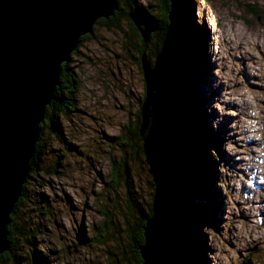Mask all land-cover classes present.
Returning <instances> with one entry per match:
<instances>
[{
    "label": "rangeland",
    "instance_id": "rangeland-1",
    "mask_svg": "<svg viewBox=\"0 0 264 264\" xmlns=\"http://www.w3.org/2000/svg\"><path fill=\"white\" fill-rule=\"evenodd\" d=\"M137 4L161 19L158 0ZM100 21L67 63L77 86L74 108L59 119L63 141L45 129L18 210L19 226L28 227L47 264H103L108 159L135 106L142 41L124 18ZM183 21L199 46L198 64L178 93L193 97L199 123L192 137L206 133L220 150L219 158L200 155L195 145L182 150L186 165L207 159L214 174L216 195L199 201L207 220L197 253L202 264H264V0H189ZM155 43L147 44L148 61ZM168 229L171 236V218ZM14 235L28 249L27 239Z\"/></svg>",
    "mask_w": 264,
    "mask_h": 264
},
{
    "label": "water",
    "instance_id": "water-1",
    "mask_svg": "<svg viewBox=\"0 0 264 264\" xmlns=\"http://www.w3.org/2000/svg\"><path fill=\"white\" fill-rule=\"evenodd\" d=\"M178 1L169 0L168 49L166 41H156V57L151 55L149 61L145 53L140 57L142 71L136 76L135 106H129L118 140L124 137L125 126L136 120L138 110L140 136L152 119L147 140L155 138L161 126L169 130L173 124L175 103L173 92L168 90L174 79L170 74L165 76L162 63L168 66L177 53ZM117 8L116 0H0V255L9 250L6 228L21 197L40 124L59 83L60 68L69 62L81 37L91 34L93 25L108 20ZM131 20L147 44L155 27L148 19ZM136 144V155L130 147L114 144L108 159L105 214L109 220L103 264H109L114 256L122 264H135L126 248V223L137 224L138 213H149L154 202L153 216L142 227L143 243L138 248L141 264H172L168 224L174 177L170 152L165 149L158 158L157 182L151 160L138 151L143 143ZM122 157L124 181L112 185L113 172L118 171Z\"/></svg>",
    "mask_w": 264,
    "mask_h": 264
},
{
    "label": "trees",
    "instance_id": "trees-1",
    "mask_svg": "<svg viewBox=\"0 0 264 264\" xmlns=\"http://www.w3.org/2000/svg\"><path fill=\"white\" fill-rule=\"evenodd\" d=\"M116 2L118 4L117 10H115L114 14L108 20H99L100 24L115 25L118 19L124 18L128 22V25L131 27V29L137 33V29L134 27L131 19L133 17L148 19L156 28V31L151 35L149 42L153 38L159 43H163L166 41V46L168 49L169 40L167 30V15L170 9L169 0H158V8L161 19H158L156 21L149 11L141 8V6L139 7V5L137 4V0H116ZM188 4L189 0L178 1L179 18L177 23V36L175 39L177 53L175 57L171 58V60L169 61L171 63H169L168 66L162 63L165 70V76H167V74H170L171 77L173 76L172 79H174V84H172L171 81V87L168 90L170 92H173V98L175 99L176 113L174 112L172 126L169 130H165L161 126V130H159L157 136L151 141L147 140V133L151 127L152 119L150 120L149 126L144 132L143 136H140L139 128L141 118L140 112L138 110L136 120L133 121V123L126 125V128H124L123 136L126 137V139L121 136V139H117V142H115V145L130 147L134 155L137 154V149L135 150L137 146L136 142H142L143 144L139 146L138 151L146 153L147 157L151 160L156 170L157 182L159 181L158 158L161 156L163 150L165 149L169 150L171 154V165L174 168V185L172 189V204L170 208L172 230L170 243L173 264H202L204 262V259L201 256L202 253H197L199 247L197 242L198 233L200 232L199 227L201 226L202 222L207 219L203 217L205 209L199 204V201H206L210 198V196L216 195L214 187L211 186L212 184H214L212 180L214 174L210 171L208 160L203 158L201 159L199 157V161H196V163L191 162L190 164L186 165L183 161L182 150L185 147L192 151V149L194 148L193 146L195 145L199 149L200 155H203L204 153L214 152L217 158L220 157V150L218 145L215 144V141L210 139L206 133H202L198 130V133L196 132V137H192L195 132V125L199 123L197 116L196 118L192 116L195 109V104H193L192 101L193 97L191 98V96H186L183 94L180 95L178 93L182 91L178 89V86H180L179 83L182 82L184 78L187 79L192 77V74L194 72L193 68H196L198 64L197 50L199 49V46L194 41L193 35H191L190 31H187L185 26L180 25L184 22L183 19L186 14ZM122 6L125 9H123ZM126 9L128 10L127 13ZM147 44L141 42L139 48H136L139 55V64L141 55L146 52ZM158 52L159 50L154 47L150 54L153 58H155ZM76 86L77 80L74 72L69 69L67 63L63 64L60 68L59 83L54 89L52 100L46 107L44 120L40 124L39 137L37 143L35 144L34 155L29 163L30 171L33 170V167L35 166V164H37V161L42 157L40 139L45 129L49 130L50 132L52 131L60 141H63L62 129L59 119L60 117H62V115L69 114L71 108H74L73 95ZM191 89L193 90V87H191ZM67 92H69L68 96L66 95ZM184 102L189 103L190 107H184ZM159 119L162 125V117H159ZM168 135L170 137H168ZM121 151H124V149L121 148ZM115 164L116 163H114V165ZM117 165H119V168L117 169L118 171L113 172V176L111 178L112 185L116 186H118L119 183H123L124 181L123 175L126 172L124 158L121 160V163ZM24 188L25 183L22 187L21 197L15 204L14 211L10 216V223L6 228L7 239L9 241V250L0 255V264H47L48 262V256L45 257L44 254L34 246V244H30L28 227L19 226L20 217L17 216L18 212H20L18 211L19 208L23 207L25 198ZM154 205L152 206L149 213L143 211L138 213L139 216L137 217V224L126 223V236L128 239L126 248L131 254V257L134 260L135 264H141L138 248L143 243L142 227L144 226L146 219L153 216ZM130 211L131 209L129 207V213L132 216ZM104 216L103 228L100 231L102 233H106L109 220L107 214H104ZM19 232L29 242V251H27V247H20L19 244L15 242L13 238L15 236L14 234ZM181 234L182 237H180ZM21 254L27 255V260L26 257L23 258ZM109 264L122 263L116 256H114V260H112Z\"/></svg>",
    "mask_w": 264,
    "mask_h": 264
},
{
    "label": "bare ground",
    "instance_id": "bare-ground-1",
    "mask_svg": "<svg viewBox=\"0 0 264 264\" xmlns=\"http://www.w3.org/2000/svg\"><path fill=\"white\" fill-rule=\"evenodd\" d=\"M177 21H178V16H177ZM156 29V28H155ZM150 39V38H149ZM140 64H141V62H140ZM176 113V112H175ZM11 216V215H10ZM9 222H10V218H9Z\"/></svg>",
    "mask_w": 264,
    "mask_h": 264
}]
</instances>
